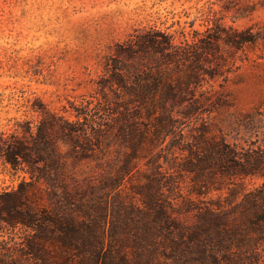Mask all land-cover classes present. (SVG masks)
<instances>
[{
  "label": "rangeland",
  "instance_id": "1",
  "mask_svg": "<svg viewBox=\"0 0 264 264\" xmlns=\"http://www.w3.org/2000/svg\"><path fill=\"white\" fill-rule=\"evenodd\" d=\"M155 103L176 125L156 148L135 151ZM45 113L87 145L60 143L67 181L93 182L85 198L108 217L114 204L120 216H146L152 179L183 221L240 200L264 178L203 171L196 183L188 167L215 142L264 160V0H0V132ZM23 181L21 166L0 157V193Z\"/></svg>",
  "mask_w": 264,
  "mask_h": 264
},
{
  "label": "trees",
  "instance_id": "2",
  "mask_svg": "<svg viewBox=\"0 0 264 264\" xmlns=\"http://www.w3.org/2000/svg\"><path fill=\"white\" fill-rule=\"evenodd\" d=\"M205 44L198 47L210 48ZM193 56L184 53L188 60ZM162 103L145 105L151 125L135 133V151L156 148L172 134L176 124ZM15 126L8 134L0 132V157L21 166L30 181L0 193V264H264V182L238 201L227 198L198 208L188 222L173 216L171 201L160 197L166 185L152 179L153 194L143 199L146 216L141 211L142 216H120L122 209L114 204L108 217L96 197L90 204L85 198L95 196L93 182L83 189L67 181L60 143L75 152L88 149L70 123L45 113L37 123ZM193 154L197 163L188 170L197 173L196 183L203 171L264 178L262 157L241 155L231 146L215 142Z\"/></svg>",
  "mask_w": 264,
  "mask_h": 264
}]
</instances>
